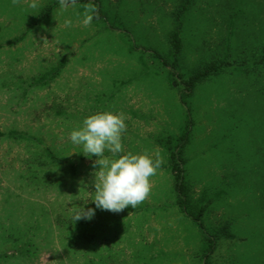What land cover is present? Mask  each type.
<instances>
[{
	"label": "rangeland",
	"instance_id": "rangeland-1",
	"mask_svg": "<svg viewBox=\"0 0 264 264\" xmlns=\"http://www.w3.org/2000/svg\"><path fill=\"white\" fill-rule=\"evenodd\" d=\"M188 2L177 77L169 38L183 0H0V264H204L207 237L210 264H264V0ZM88 3L98 18L84 26ZM212 60L231 67L183 105V80ZM98 111L126 114L125 152L163 157L136 208L92 201L98 158L70 133ZM186 131V195L203 229L171 170ZM78 206L94 217L72 223Z\"/></svg>",
	"mask_w": 264,
	"mask_h": 264
},
{
	"label": "clouds",
	"instance_id": "clouds-1",
	"mask_svg": "<svg viewBox=\"0 0 264 264\" xmlns=\"http://www.w3.org/2000/svg\"><path fill=\"white\" fill-rule=\"evenodd\" d=\"M13 4L19 0H12ZM61 9L76 7L77 0H58ZM28 7H39L38 0H30ZM83 25L88 26L98 18V9L92 4L83 5ZM65 24L71 26V19ZM127 116L123 112L98 111L87 116L82 126L73 129L70 140L81 146L85 156H95L99 170L95 173V196L92 200L97 209L119 213L126 207L136 208L151 194L150 178L163 164L159 152L153 156L147 149L140 154L125 152L122 137L127 130ZM110 153L106 156L105 153ZM95 209L76 207L70 221L91 220Z\"/></svg>",
	"mask_w": 264,
	"mask_h": 264
},
{
	"label": "trees",
	"instance_id": "trees-1",
	"mask_svg": "<svg viewBox=\"0 0 264 264\" xmlns=\"http://www.w3.org/2000/svg\"><path fill=\"white\" fill-rule=\"evenodd\" d=\"M188 0H183V3L178 6V10L176 12V17L178 20V24L176 26L175 31L170 35L169 38V44L172 47V53L174 56V62L172 64L174 75L179 77V73L176 70L177 67V59L180 54L181 48H182V38H181V27H182V16L184 13L188 10L189 4ZM164 65H168V62L166 60H163L162 57L158 56ZM245 61H243L244 63ZM231 67V63L227 60H212L208 63L204 64L203 67L199 68L198 70L194 71L187 79L183 80L184 84V90L180 92V99L184 103L185 99L192 93L195 86L208 79L211 76L218 75L226 71L228 68ZM13 135L15 134L12 133ZM188 137L187 131L184 132L181 139L182 141L175 145V147L171 150V170L175 177V185H176V191L178 193V200H179V206L188 217L192 218L194 221L198 223L200 228H204L203 224L200 222V217L195 216L190 211V205L188 203L187 195H186V183L184 179V169L183 164L184 160L181 158L183 153V147L185 144V139ZM185 138V139H182ZM48 154V153H47ZM50 155L54 157V154H52V151H50ZM43 156L35 157L36 160H40L41 166L47 165V161H45ZM34 158V159H35ZM43 159V160H42ZM51 165V164H50ZM51 167V166H50ZM37 169V167H36ZM52 169V167L50 168ZM37 171L43 172L46 171V169H37ZM223 231V230H222ZM226 234V233H225ZM228 236V233L226 234ZM209 244L207 249L205 250V253L203 255L204 258V264H210V256L213 254L215 249V240L212 238H208Z\"/></svg>",
	"mask_w": 264,
	"mask_h": 264
},
{
	"label": "crops",
	"instance_id": "crops-1",
	"mask_svg": "<svg viewBox=\"0 0 264 264\" xmlns=\"http://www.w3.org/2000/svg\"><path fill=\"white\" fill-rule=\"evenodd\" d=\"M224 73V72H223ZM223 73H221V74H218V75H214V76H211V77H209L208 79H206L205 81H202V82H200V83H198L196 86H195V88H194V90L196 89V87L199 85V84H201V83H206V82H208V81H211V79L212 80H214V78H219V77H222L224 74ZM241 89H244L243 87L241 88ZM193 90V91H194ZM192 91V92H193ZM187 103V101H186V99H185V102L183 103V105H185Z\"/></svg>",
	"mask_w": 264,
	"mask_h": 264
}]
</instances>
